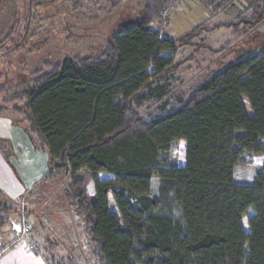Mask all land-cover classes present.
I'll use <instances>...</instances> for the list:
<instances>
[{
    "label": "trees",
    "instance_id": "obj_1",
    "mask_svg": "<svg viewBox=\"0 0 264 264\" xmlns=\"http://www.w3.org/2000/svg\"><path fill=\"white\" fill-rule=\"evenodd\" d=\"M171 2L146 0L98 57L48 64L31 87L0 86V116L14 112L48 154L47 176L69 177L64 193L97 264H264V48L172 94L175 56L199 34L183 41L151 27ZM263 24L256 0L209 30L237 42ZM181 141L182 167L169 162ZM249 159L261 160L241 183ZM14 208L0 202V235Z\"/></svg>",
    "mask_w": 264,
    "mask_h": 264
},
{
    "label": "rangeland",
    "instance_id": "obj_2",
    "mask_svg": "<svg viewBox=\"0 0 264 264\" xmlns=\"http://www.w3.org/2000/svg\"><path fill=\"white\" fill-rule=\"evenodd\" d=\"M145 1L0 0V86L31 87L36 79L34 71L48 64L66 58L98 57L113 35L140 18ZM221 1L173 0L167 16L151 24L163 38L184 41L189 33L199 34L175 56V62L182 64L171 77L172 94L190 91L210 73L264 48V24L237 42L225 28L209 30L217 23L231 21L256 0H228V8L212 16ZM199 25L200 29H194ZM0 118L20 132L25 131L16 124L14 112ZM7 143L0 141V146L4 157L11 158ZM185 151L184 141L174 144L169 162L184 166ZM259 160L249 159L238 168L237 181L250 182ZM39 177L23 197L12 202L14 212L0 236V264H19L10 257L22 248L46 264H97L84 222L64 193L69 177L55 173ZM109 177L100 175L101 180ZM91 185L94 196V184ZM0 199L7 202L1 191ZM23 226H29L30 232L21 236L19 227Z\"/></svg>",
    "mask_w": 264,
    "mask_h": 264
},
{
    "label": "crops",
    "instance_id": "obj_3",
    "mask_svg": "<svg viewBox=\"0 0 264 264\" xmlns=\"http://www.w3.org/2000/svg\"><path fill=\"white\" fill-rule=\"evenodd\" d=\"M1 130L4 132L0 133V141L9 143L7 144L12 151V157L7 161L0 150V191L7 202L12 203L23 197L30 190L31 183L40 179L39 176L47 177L49 156L35 148L25 131L20 132L2 118H0ZM88 192L92 195L91 184L88 186ZM26 252L25 248L14 251L10 258H16L19 264H33L38 261L39 264H46L42 258Z\"/></svg>",
    "mask_w": 264,
    "mask_h": 264
},
{
    "label": "built area",
    "instance_id": "obj_4",
    "mask_svg": "<svg viewBox=\"0 0 264 264\" xmlns=\"http://www.w3.org/2000/svg\"><path fill=\"white\" fill-rule=\"evenodd\" d=\"M172 3V2H171ZM171 5V4H170ZM169 5L168 9L166 10L165 12V15L167 16L168 14V10L171 8ZM19 231H20V235L23 236V235H27L29 232H30V227L29 226H23V227H19Z\"/></svg>",
    "mask_w": 264,
    "mask_h": 264
}]
</instances>
